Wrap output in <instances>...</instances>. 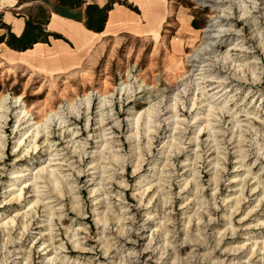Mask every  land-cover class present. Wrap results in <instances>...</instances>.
Returning <instances> with one entry per match:
<instances>
[{
	"label": "rangeland",
	"instance_id": "1",
	"mask_svg": "<svg viewBox=\"0 0 264 264\" xmlns=\"http://www.w3.org/2000/svg\"><path fill=\"white\" fill-rule=\"evenodd\" d=\"M158 1L0 5V264H264V0Z\"/></svg>",
	"mask_w": 264,
	"mask_h": 264
},
{
	"label": "crops",
	"instance_id": "2",
	"mask_svg": "<svg viewBox=\"0 0 264 264\" xmlns=\"http://www.w3.org/2000/svg\"><path fill=\"white\" fill-rule=\"evenodd\" d=\"M11 1L12 0H0V5L1 6H4V5L11 6L14 4ZM144 2H145L146 8L143 9V15H145V17L149 16L155 21H158L157 22L158 24L152 30V36H158L159 31L161 30L162 26L166 25V21L169 15H165L164 10H162V4L158 0H144ZM11 14H12L11 12L7 11L5 12V15H7L5 17H11ZM52 14H54L58 18L63 16V15L60 16L61 14L57 12L56 10L55 12H52ZM10 24L12 27V31L15 32L16 35L19 34L23 26L22 19L12 17V19L10 20ZM51 27L64 29V31L67 32L68 35L71 36L75 42L80 41L82 39V34L78 32L76 33L77 30H75L74 27H72L69 24L67 25L60 24L57 18L52 19ZM34 45H37V44H34ZM63 56L65 55L63 54L59 55L60 58H62Z\"/></svg>",
	"mask_w": 264,
	"mask_h": 264
},
{
	"label": "bare ground",
	"instance_id": "3",
	"mask_svg": "<svg viewBox=\"0 0 264 264\" xmlns=\"http://www.w3.org/2000/svg\"><path fill=\"white\" fill-rule=\"evenodd\" d=\"M205 1H206V0H205ZM205 1H204V3H205ZM209 1H211V0H209ZM213 2H214L213 5L215 4V5L217 6V3H216L217 1L214 0ZM218 2H219V1H218ZM215 5H214V6H215ZM211 6H212V5H211ZM212 7H213V6H212ZM207 27H208V26H207ZM203 31H207V29H205V30H203ZM207 32H208V31H207ZM207 37H210V35H208ZM204 38H205V37H204ZM195 51H196V50H195ZM189 57H190V56H189ZM90 98H91V97H90ZM90 98H89V99H90ZM89 101H90V100H89ZM17 102H18V101H17ZM15 103H16V102H15ZM159 103H160V102H159ZM80 105H81V104H80ZM90 106H91V103L88 102L87 108L90 109ZM174 106H175V105H174ZM80 107H81V106H80ZM157 107H158V105H157ZM157 107H156V108H157ZM159 107H160V106H159ZM218 108H219V107H218ZM6 109H7V108H6ZM3 111H4V110H3ZM5 111H6V110H5ZM154 112H155V114H154ZM154 112H153V114H154L155 116H158V115H160V113L162 112V109L157 108V109H155ZM23 116H24V115H23ZM23 116H22V117H23ZM158 117H159V116H158ZM158 117H157V118H158ZM23 118H24V117H23ZM200 118H201V117H200ZM4 119H5V118H4ZM27 119H28V118H27ZM198 119H199V118H198ZM65 121H66V120H65ZM32 123H34V122L32 121ZM141 195H142V194H141ZM15 197H16V196H15ZM14 215H16V214L14 213ZM11 220H12V219H11ZM23 226H24V225H23ZM261 247H262V246H261Z\"/></svg>",
	"mask_w": 264,
	"mask_h": 264
},
{
	"label": "trees",
	"instance_id": "4",
	"mask_svg": "<svg viewBox=\"0 0 264 264\" xmlns=\"http://www.w3.org/2000/svg\"><path fill=\"white\" fill-rule=\"evenodd\" d=\"M57 12H59L61 15L69 17V18H75L76 15L72 13H67V11L59 10L58 8L55 9Z\"/></svg>",
	"mask_w": 264,
	"mask_h": 264
}]
</instances>
